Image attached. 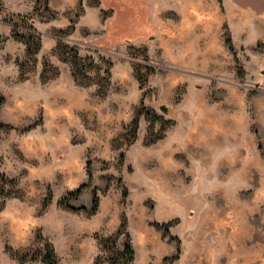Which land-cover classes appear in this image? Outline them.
<instances>
[{
  "label": "rangeland",
  "instance_id": "obj_1",
  "mask_svg": "<svg viewBox=\"0 0 264 264\" xmlns=\"http://www.w3.org/2000/svg\"><path fill=\"white\" fill-rule=\"evenodd\" d=\"M1 97L0 264H264V0H0Z\"/></svg>",
  "mask_w": 264,
  "mask_h": 264
},
{
  "label": "trees",
  "instance_id": "obj_2",
  "mask_svg": "<svg viewBox=\"0 0 264 264\" xmlns=\"http://www.w3.org/2000/svg\"><path fill=\"white\" fill-rule=\"evenodd\" d=\"M20 18H22V17H20ZM27 31H28V33H27L28 34L27 35L28 37L26 35H20V37L23 38L24 40H27V38H28V40H31V42L35 45V48L33 49V53L34 52H37L39 50V48H40V45H41L40 44V33L37 31V29L34 26L28 27L27 28ZM25 43H26L27 47L29 49H31L30 48L31 47V43L28 42V41H25ZM3 101H4V99L1 97L0 98V109H1V106L3 104ZM6 126L7 125H5V124H3V123L0 122V129L1 128H4ZM1 178L3 179L4 182L15 183L14 180H8L3 175L1 176ZM83 186L84 185L79 186L75 191H73L71 193H68V195H77L81 191V189L83 188ZM98 201H99L98 195H97V193H94L93 199H92V207L90 209V212H94L97 209V207H98ZM72 209H76V210L77 209L78 210L79 209H83V210H86L84 207L72 208ZM155 226L158 227V228H164V232H166V233L168 232L167 231V228L165 227L166 225H164V224L156 223ZM45 248H47V254L44 256V260L46 262H48V264H55L53 250H52L51 246L49 245V243H46V247ZM125 248H126L127 252H129L130 255L133 254V251L131 249V245L129 243H128V245Z\"/></svg>",
  "mask_w": 264,
  "mask_h": 264
},
{
  "label": "water",
  "instance_id": "obj_3",
  "mask_svg": "<svg viewBox=\"0 0 264 264\" xmlns=\"http://www.w3.org/2000/svg\"><path fill=\"white\" fill-rule=\"evenodd\" d=\"M160 109H161L164 113L167 112V106L164 105V104L160 105Z\"/></svg>",
  "mask_w": 264,
  "mask_h": 264
},
{
  "label": "bare ground",
  "instance_id": "obj_4",
  "mask_svg": "<svg viewBox=\"0 0 264 264\" xmlns=\"http://www.w3.org/2000/svg\"><path fill=\"white\" fill-rule=\"evenodd\" d=\"M214 138H216V137H214ZM215 142V141H214ZM216 143V142H215ZM221 143V142H220ZM211 215V214H210Z\"/></svg>",
  "mask_w": 264,
  "mask_h": 264
}]
</instances>
